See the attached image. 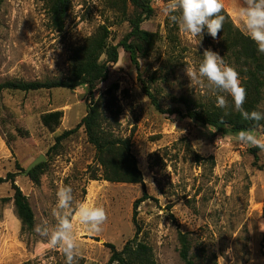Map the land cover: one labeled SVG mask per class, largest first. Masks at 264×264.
I'll list each match as a JSON object with an SVG mask.
<instances>
[{
  "label": "rangeland",
  "instance_id": "rangeland-1",
  "mask_svg": "<svg viewBox=\"0 0 264 264\" xmlns=\"http://www.w3.org/2000/svg\"><path fill=\"white\" fill-rule=\"evenodd\" d=\"M72 7L63 32L52 30L46 5L41 0H0V84L8 80L27 81L65 78L69 73L71 50L90 37L99 26L108 24L112 42L118 44L130 31L120 22L107 0H71ZM152 19L143 24L158 32L162 40L140 68L129 54L119 49L108 80L100 84L95 97L104 96L113 85L122 109L117 133L131 141L143 175V184L93 181L95 149L84 128L56 146V137L77 127L86 115L89 96L86 88L0 92V177L18 173L17 184L27 195L35 215V226L55 224L52 209L60 185L73 190V208L80 202L103 206L107 220L98 234L88 232L73 218L79 255L75 264H109L113 244L121 250L135 235L134 204L144 195L137 215L141 234L160 264H183L178 233L192 238L191 255L197 264H264V170L254 165V156L232 135H220L181 116L161 114L143 93L138 73L155 78L153 90L168 108L173 96H191L209 103L215 100L207 89L190 84L185 68L196 69L204 49H211L227 62L219 39L205 31L192 37L179 30L176 44L166 41L167 0H151ZM245 0H224L225 10L235 25L240 21L234 8ZM231 100V97H228ZM264 108V105H263ZM62 111L61 125L47 128L43 115ZM264 137V127L255 130ZM44 156L46 174L35 185L25 175L28 167ZM264 165V151L259 152ZM90 166H94L90 169ZM11 185H0V264H65L56 250L37 251V232L22 233Z\"/></svg>",
  "mask_w": 264,
  "mask_h": 264
},
{
  "label": "trees",
  "instance_id": "trees-1",
  "mask_svg": "<svg viewBox=\"0 0 264 264\" xmlns=\"http://www.w3.org/2000/svg\"><path fill=\"white\" fill-rule=\"evenodd\" d=\"M45 3L52 30L63 32L72 7L71 0H41ZM111 10L118 14L120 22H128L130 31L118 44L112 42L111 26L104 24L88 37L83 44L73 48L69 56V73L65 78L33 80H8L0 84V92L20 91L35 92L40 90L86 88L89 105L86 115L81 122L71 130H66L56 137V146L84 128L87 141L95 149L94 166L90 180L107 181L110 183L143 184V175L138 160L132 152L131 141L117 133L122 114L116 93L119 85L113 84L104 96L95 97L97 87L106 82L113 65L119 61V49L123 48L130 56L137 69L140 68L139 59L150 57L162 40L158 32H150L143 28V24L152 19L155 9L151 0H107ZM226 20L223 30L218 34L227 62L237 70L243 86L247 91L245 109L264 112V54L257 51L253 41L247 38L235 25L230 14L225 10ZM166 41L176 44L175 32L178 27L166 20ZM143 93L150 99L151 104L161 114L189 118L198 124L213 128L220 135H232L242 129L257 130L264 127V121L257 124L245 121L241 115L231 107L227 110L217 108L215 100L209 103L198 101L191 96L171 98L174 105L165 108L158 94L153 90L155 78L146 79L138 73ZM231 105V100H229ZM64 114L62 111L46 113L42 117L43 124L55 131L61 125ZM254 156V165L264 170L260 165L259 148H250ZM46 164L42 163L31 170L27 177L35 184H41V178L46 174ZM94 166H90L93 169ZM18 173L9 172L0 177V185L10 184L13 197L2 198L3 202L13 201L15 213L21 222L22 233L33 232L35 229V215L27 195L17 184ZM144 195L134 204L133 223L135 235L128 240L121 250L113 244H106L110 249L109 264H160L155 258L153 248L139 239L141 227L138 225L137 215L140 205L148 200ZM179 255L183 264H197L191 255L192 238L189 233H178ZM214 264H217L214 262Z\"/></svg>",
  "mask_w": 264,
  "mask_h": 264
},
{
  "label": "clouds",
  "instance_id": "clouds-1",
  "mask_svg": "<svg viewBox=\"0 0 264 264\" xmlns=\"http://www.w3.org/2000/svg\"><path fill=\"white\" fill-rule=\"evenodd\" d=\"M224 0H167L164 12L168 21L177 26L182 33L199 37V43L205 31L214 40L223 30L226 16L223 14ZM234 14L240 21L239 30L254 42L257 51L264 54V0H245L243 6L234 8ZM203 59L198 68H185L190 84L209 90L215 97V106L225 110L231 107L245 121L259 124L264 121V112L248 111L244 105L247 91L237 70L228 65L219 53L204 49ZM228 97H231V105ZM233 139L264 151V137L252 129H242L233 134ZM73 190L69 185H60L56 191V204L52 209L55 224L35 226V231L42 237L37 244V251L58 249L65 258V264H75L79 255L77 233L73 218L90 233H100L107 220L103 206L80 202L73 208Z\"/></svg>",
  "mask_w": 264,
  "mask_h": 264
},
{
  "label": "water",
  "instance_id": "water-1",
  "mask_svg": "<svg viewBox=\"0 0 264 264\" xmlns=\"http://www.w3.org/2000/svg\"><path fill=\"white\" fill-rule=\"evenodd\" d=\"M46 161V158L44 156H40L39 158H37L29 167L28 169L25 171V175H28V173L33 170L34 168H36L38 165L44 163Z\"/></svg>",
  "mask_w": 264,
  "mask_h": 264
},
{
  "label": "crops",
  "instance_id": "crops-1",
  "mask_svg": "<svg viewBox=\"0 0 264 264\" xmlns=\"http://www.w3.org/2000/svg\"><path fill=\"white\" fill-rule=\"evenodd\" d=\"M0 254H1V252H0Z\"/></svg>",
  "mask_w": 264,
  "mask_h": 264
}]
</instances>
